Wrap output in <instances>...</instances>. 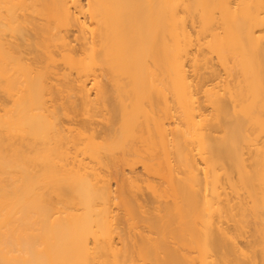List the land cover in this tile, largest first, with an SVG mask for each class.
Here are the masks:
<instances>
[{
	"label": "bare ground",
	"instance_id": "bare-ground-1",
	"mask_svg": "<svg viewBox=\"0 0 264 264\" xmlns=\"http://www.w3.org/2000/svg\"><path fill=\"white\" fill-rule=\"evenodd\" d=\"M0 264H264V0H0Z\"/></svg>",
	"mask_w": 264,
	"mask_h": 264
},
{
	"label": "rangeland",
	"instance_id": "rangeland-1",
	"mask_svg": "<svg viewBox=\"0 0 264 264\" xmlns=\"http://www.w3.org/2000/svg\"><path fill=\"white\" fill-rule=\"evenodd\" d=\"M136 167H137V166H136ZM141 171H142V169L140 168V166H138L137 168L134 169V172H135L136 174L138 173V175H140L141 173L143 174V171H142V172H141ZM126 172H128V170H126ZM142 174H141V175H142ZM112 185H113L112 188L115 187L113 183H112ZM113 189H115V188H113ZM145 194H146V192L144 193V195H143L142 198L145 197V198L147 199L148 196H146L147 194H146V195H145ZM145 198H144V199H145ZM148 199H149V198H148ZM148 199H147V201H148ZM147 201H146V202H147ZM149 201H150V199H149ZM149 201L147 202L148 204L150 203ZM149 205H150V204H149Z\"/></svg>",
	"mask_w": 264,
	"mask_h": 264
}]
</instances>
